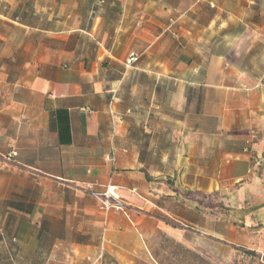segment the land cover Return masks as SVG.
<instances>
[{
  "label": "crops",
  "instance_id": "crops-1",
  "mask_svg": "<svg viewBox=\"0 0 264 264\" xmlns=\"http://www.w3.org/2000/svg\"><path fill=\"white\" fill-rule=\"evenodd\" d=\"M259 253L264 0H0V264Z\"/></svg>",
  "mask_w": 264,
  "mask_h": 264
},
{
  "label": "built area",
  "instance_id": "built-area-1",
  "mask_svg": "<svg viewBox=\"0 0 264 264\" xmlns=\"http://www.w3.org/2000/svg\"><path fill=\"white\" fill-rule=\"evenodd\" d=\"M138 60L139 57L135 53H131L127 59V64L133 65ZM93 196L101 202L102 208L106 213H109L111 211H124L126 208L125 204L119 199V197H117L111 191H108L104 194L93 193ZM256 258L259 261L264 262L263 253H259L258 255H256Z\"/></svg>",
  "mask_w": 264,
  "mask_h": 264
},
{
  "label": "rangeland",
  "instance_id": "rangeland-1",
  "mask_svg": "<svg viewBox=\"0 0 264 264\" xmlns=\"http://www.w3.org/2000/svg\"><path fill=\"white\" fill-rule=\"evenodd\" d=\"M0 262H1V260H0Z\"/></svg>",
  "mask_w": 264,
  "mask_h": 264
}]
</instances>
